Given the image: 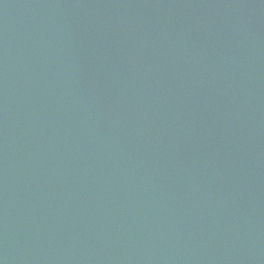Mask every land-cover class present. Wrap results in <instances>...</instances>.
I'll return each instance as SVG.
<instances>
[{
	"label": "water",
	"instance_id": "obj_1",
	"mask_svg": "<svg viewBox=\"0 0 264 264\" xmlns=\"http://www.w3.org/2000/svg\"><path fill=\"white\" fill-rule=\"evenodd\" d=\"M0 264H264V0H0Z\"/></svg>",
	"mask_w": 264,
	"mask_h": 264
}]
</instances>
